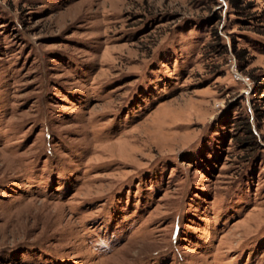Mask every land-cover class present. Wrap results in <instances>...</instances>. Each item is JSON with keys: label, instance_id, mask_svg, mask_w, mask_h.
Listing matches in <instances>:
<instances>
[{"label": "rangeland", "instance_id": "obj_1", "mask_svg": "<svg viewBox=\"0 0 264 264\" xmlns=\"http://www.w3.org/2000/svg\"><path fill=\"white\" fill-rule=\"evenodd\" d=\"M0 264H264V0H0Z\"/></svg>", "mask_w": 264, "mask_h": 264}]
</instances>
